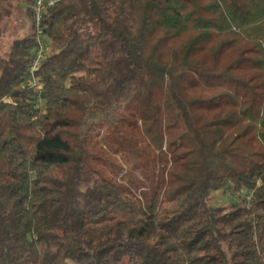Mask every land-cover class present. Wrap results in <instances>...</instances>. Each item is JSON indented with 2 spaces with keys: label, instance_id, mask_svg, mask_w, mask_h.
I'll list each match as a JSON object with an SVG mask.
<instances>
[{
  "label": "trees",
  "instance_id": "16d2710c",
  "mask_svg": "<svg viewBox=\"0 0 264 264\" xmlns=\"http://www.w3.org/2000/svg\"><path fill=\"white\" fill-rule=\"evenodd\" d=\"M35 1L0 54V264H264V0H57L40 92Z\"/></svg>",
  "mask_w": 264,
  "mask_h": 264
},
{
  "label": "rangeland",
  "instance_id": "374dc122",
  "mask_svg": "<svg viewBox=\"0 0 264 264\" xmlns=\"http://www.w3.org/2000/svg\"><path fill=\"white\" fill-rule=\"evenodd\" d=\"M24 1V0H23ZM22 0H0V54L10 50L14 40L24 38L32 32L33 21L27 17V5ZM245 191L241 194H232L230 191L221 190L211 193V202L214 207H230L236 204Z\"/></svg>",
  "mask_w": 264,
  "mask_h": 264
},
{
  "label": "built area",
  "instance_id": "2783aa9c",
  "mask_svg": "<svg viewBox=\"0 0 264 264\" xmlns=\"http://www.w3.org/2000/svg\"><path fill=\"white\" fill-rule=\"evenodd\" d=\"M57 0H36L35 3L32 6L33 15L35 17L36 21V27H37V48L35 51V56L33 58V61L30 65V74L27 80V86L35 91L40 92L41 85L38 81V75L37 72L42 64V62L46 59L47 52H48V46L44 40V36L41 29V22L43 20L44 13L47 8L53 6ZM38 108L43 107L42 101H39L37 104Z\"/></svg>",
  "mask_w": 264,
  "mask_h": 264
},
{
  "label": "crops",
  "instance_id": "0c3cea01",
  "mask_svg": "<svg viewBox=\"0 0 264 264\" xmlns=\"http://www.w3.org/2000/svg\"><path fill=\"white\" fill-rule=\"evenodd\" d=\"M23 1V0H22ZM24 2V1H23Z\"/></svg>",
  "mask_w": 264,
  "mask_h": 264
}]
</instances>
